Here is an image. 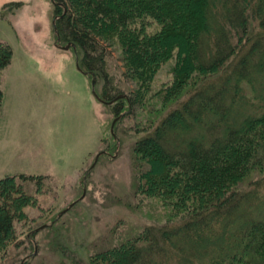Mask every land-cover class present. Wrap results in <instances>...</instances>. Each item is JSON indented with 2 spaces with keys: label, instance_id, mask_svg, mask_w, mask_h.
Returning <instances> with one entry per match:
<instances>
[{
  "label": "trees",
  "instance_id": "16d2710c",
  "mask_svg": "<svg viewBox=\"0 0 264 264\" xmlns=\"http://www.w3.org/2000/svg\"><path fill=\"white\" fill-rule=\"evenodd\" d=\"M51 1L56 37L75 46L86 72L108 77L105 45L115 42L138 99L173 57L165 98L193 87L134 148L150 168L142 177L145 194L174 197L182 227L146 229L151 244L130 245L115 264H162L159 259L167 262L172 254L176 264H264V202L257 200V190H240L252 174L264 171V0ZM148 19L159 27L153 34L146 32ZM253 28L259 31L251 33ZM11 57L10 46L0 44V73ZM116 96L104 90L102 98ZM2 97L0 89V107ZM125 99L131 107L137 103L132 96L119 99L117 110ZM37 180L41 177L0 179V251L13 237L14 220L32 202L21 184ZM252 201V211H239ZM204 230L213 235H201Z\"/></svg>",
  "mask_w": 264,
  "mask_h": 264
},
{
  "label": "rangeland",
  "instance_id": "374dc122",
  "mask_svg": "<svg viewBox=\"0 0 264 264\" xmlns=\"http://www.w3.org/2000/svg\"><path fill=\"white\" fill-rule=\"evenodd\" d=\"M53 16L51 0H0V44L12 50L10 63L0 73V179L41 177L21 184L32 202L14 220L13 237L0 251V264H21L34 245L37 254L24 264H115L130 245L146 249L151 244L146 229L182 227V214L171 202L174 197L166 192L145 194L142 177L150 168L134 148L193 87L165 98L175 71L173 57L160 66L149 90L138 99L117 43L105 45L108 77H96L79 65L78 50L58 48L66 44L56 37ZM147 24L149 34L159 29L150 19ZM92 81L99 98L105 90L111 96H132L136 105L121 100L117 110L118 104L99 102L92 95ZM244 92L249 98L246 88ZM115 110L123 116L111 133ZM101 151L105 154L92 167ZM240 190H257V200L263 203L264 171L252 174ZM255 204L243 203L239 211H252ZM200 233L213 235L208 230ZM209 253L217 254L213 248ZM173 256L168 263L162 257L159 262L176 264Z\"/></svg>",
  "mask_w": 264,
  "mask_h": 264
},
{
  "label": "water",
  "instance_id": "95a60500",
  "mask_svg": "<svg viewBox=\"0 0 264 264\" xmlns=\"http://www.w3.org/2000/svg\"><path fill=\"white\" fill-rule=\"evenodd\" d=\"M53 25H54V21H53ZM56 46H57V45H56ZM70 47L75 48V46H74L73 44H67V45H65V46H58V48H60V49H62V50H68ZM77 69L80 70V72H82L78 65H77ZM83 73H84V72H83ZM84 74H85V73H84ZM94 84H95V82L92 81V95L94 96V98H96V100H98L99 102H101V103H103V104H105V105H112V104H113L114 102H116L117 100L122 99V98H126L125 95H118V96H116L113 100L105 101V100L99 98V97L97 96V94L95 93V91H94V89H93V88H94ZM122 116H123V115H120V116H117V117H115V118L113 119L112 124H111V133H112V131H113V127H114L115 123H116V122H117ZM103 154H105L103 151L98 152V153L96 154V156H95V158H94V162H93L92 167H93L94 164L97 162L98 158H99L101 155H103ZM92 167L89 168L88 171H90V170L92 169ZM76 202H77V201H76ZM76 202H73V203L69 204L68 207H67V210H68L69 208H71ZM64 212H65V210H64L63 212H61V214H59L58 217H59L60 215H62ZM35 253H36V251L34 252V254H35Z\"/></svg>",
  "mask_w": 264,
  "mask_h": 264
},
{
  "label": "flooded vegetation",
  "instance_id": "af4514ba",
  "mask_svg": "<svg viewBox=\"0 0 264 264\" xmlns=\"http://www.w3.org/2000/svg\"><path fill=\"white\" fill-rule=\"evenodd\" d=\"M91 74H92V73H91ZM120 115H123V114H120ZM120 115H118V116H120ZM116 117H117V116H116ZM104 153H105V152H104ZM36 231H37V230H36ZM27 237L29 238V237H30V234H29ZM32 243H34V241H32ZM34 246H35V245H34ZM35 251H36V253L34 254ZM34 252H33L32 254H30L28 257H26V258L21 262V264H24L26 260H28V259L34 257V256L37 254L36 247H35V249H34Z\"/></svg>",
  "mask_w": 264,
  "mask_h": 264
}]
</instances>
